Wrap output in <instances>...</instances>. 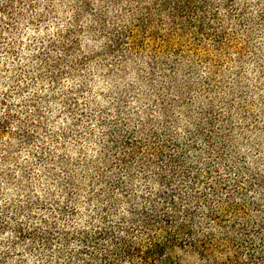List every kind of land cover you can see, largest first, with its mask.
<instances>
[{"label":"clouds","instance_id":"clouds-1","mask_svg":"<svg viewBox=\"0 0 264 264\" xmlns=\"http://www.w3.org/2000/svg\"><path fill=\"white\" fill-rule=\"evenodd\" d=\"M0 264H264V0H0Z\"/></svg>","mask_w":264,"mask_h":264}]
</instances>
